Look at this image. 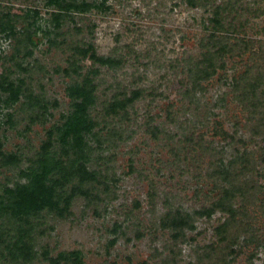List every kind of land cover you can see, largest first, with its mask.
<instances>
[{
  "label": "rangeland",
  "instance_id": "obj_1",
  "mask_svg": "<svg viewBox=\"0 0 264 264\" xmlns=\"http://www.w3.org/2000/svg\"><path fill=\"white\" fill-rule=\"evenodd\" d=\"M223 38L247 44L205 78ZM79 103L81 149L62 138ZM51 130L55 162L95 179L73 195L64 182L59 209L3 218ZM0 143V264L20 229L12 264H264V0H0ZM175 209L192 221L176 239L161 224Z\"/></svg>",
  "mask_w": 264,
  "mask_h": 264
},
{
  "label": "trees",
  "instance_id": "obj_2",
  "mask_svg": "<svg viewBox=\"0 0 264 264\" xmlns=\"http://www.w3.org/2000/svg\"><path fill=\"white\" fill-rule=\"evenodd\" d=\"M243 40H241L242 42ZM236 44L235 42L232 43L228 38L225 40L224 38L219 40V43L217 46H215L214 50L211 53H207L205 56V59L207 61V64L205 66L201 67L202 74L206 76L205 78L209 77L213 73L214 65L212 64L213 57H223L226 54L232 52L235 50V48L242 47L243 44H247L246 41H243L242 43ZM236 46V47H234ZM234 47V48H233ZM93 58L96 59L95 55L92 54ZM210 68V70H209ZM249 90V89H248ZM79 91V90H78ZM77 91V92H78ZM82 91H79L81 93ZM254 98H256V94H253ZM128 104V102L125 101V105ZM122 106V103H113L111 106ZM78 109V116L72 121L66 123L67 128L65 129V132L62 134V138L66 139L69 136H72L74 145L76 148H80L84 146V138L83 133H86L90 129L91 123L90 120H88L83 115L85 114V106L81 103L77 104ZM124 108V107H123ZM60 128L56 127L57 133H59ZM53 131L48 132V138L47 140L41 145L40 151L35 159V164L37 165V169L35 173L28 174L27 176H31V180L28 184H18L14 189H6L5 196L3 197V200L5 201L4 204H7L8 212L6 215L7 220H10L11 217H24L26 215L32 214L34 212H37L41 209H59V192L58 187H61L62 184L65 182L69 183L71 181H76V184L72 186L71 192L69 195H73L76 193H79L82 191V184L86 181H92L95 179L96 175L94 172L89 171L85 165L78 163L76 165V172L68 171L64 172V169L69 168V166L63 165L61 161L58 163L55 162V157L52 154V135ZM0 150H1V143H0ZM79 158H81L78 155ZM78 158V159H79ZM9 162H15L16 157L15 155H11L9 157ZM238 161L241 162H247V157L243 153H241V156H239ZM264 161V157H263ZM71 164L72 161H70ZM63 170L60 176L62 179H59L60 177L53 179V174L57 171ZM221 172H224V170H221ZM220 172V173H221ZM25 174V173H24ZM226 174V173H225ZM230 187V185L228 186ZM224 188L222 194L219 197V201L217 203L218 208H220L223 211H226L229 214V217L231 220L234 219L235 216V208L231 206V195L233 193L228 194L229 189ZM8 195H11V203H8ZM67 198L64 197L63 201L64 207H67L69 201ZM2 199L0 202L3 201ZM7 202V203H6ZM6 207V206H5ZM161 224L165 227L170 228L174 231V237L175 239L180 236L179 234L184 230L185 228L192 226L191 221V215L185 211H182L180 209L169 210L165 215L161 218ZM228 223H223L220 225V227H217V232L220 234L221 237H225L227 230L226 226ZM15 229V227H14ZM25 229H20L18 231V235L15 238L14 234L9 231L7 237L11 238L10 240L6 241L8 250L10 251V261L9 264H12L15 262L16 253L20 251L19 245L21 241L22 236H29V232L24 231ZM21 233V236H20ZM21 250H24V248H21ZM19 255L21 253L18 252ZM72 253V252H71ZM67 253H59L57 257L50 258L51 264H59L60 260H63L67 258ZM76 264H84L81 261H79L78 258H76Z\"/></svg>",
  "mask_w": 264,
  "mask_h": 264
}]
</instances>
